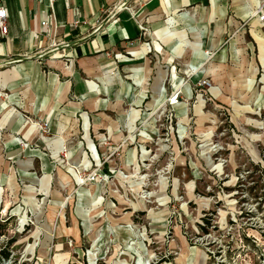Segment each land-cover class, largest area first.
I'll list each match as a JSON object with an SVG mask.
<instances>
[{"label": "rangeland", "instance_id": "374dc122", "mask_svg": "<svg viewBox=\"0 0 264 264\" xmlns=\"http://www.w3.org/2000/svg\"><path fill=\"white\" fill-rule=\"evenodd\" d=\"M257 11L227 6L206 55L179 26L145 72L117 74L102 115L22 114L44 146L14 138L27 152L0 162V264H264Z\"/></svg>", "mask_w": 264, "mask_h": 264}, {"label": "crops", "instance_id": "0c3cea01", "mask_svg": "<svg viewBox=\"0 0 264 264\" xmlns=\"http://www.w3.org/2000/svg\"><path fill=\"white\" fill-rule=\"evenodd\" d=\"M258 2L58 0L51 7L45 0H5L9 33L0 35V162L27 152L14 138L29 148L44 146L33 127L24 130L19 125L22 114L50 121L61 108L60 113L73 118L81 113L102 115L110 108L104 99H113L117 93L120 97L117 74L145 72L151 67L150 59L158 57L155 52L162 50L163 42L171 47L179 26L185 28L180 37L185 48L206 55L200 42L210 41L214 49V23L225 16L226 7L244 12ZM203 18L209 23L205 36L194 27L202 24ZM44 22H49L50 30L44 29ZM254 30L264 38V23L259 19ZM252 36L261 52L264 40L253 32ZM120 54H126L128 60L119 59ZM133 89L138 86L134 84ZM7 92L9 99L2 95ZM25 169L31 171L32 167Z\"/></svg>", "mask_w": 264, "mask_h": 264}, {"label": "built area", "instance_id": "2783aa9c", "mask_svg": "<svg viewBox=\"0 0 264 264\" xmlns=\"http://www.w3.org/2000/svg\"><path fill=\"white\" fill-rule=\"evenodd\" d=\"M45 1H47V3L52 7V5L58 0ZM124 9L130 12L129 8ZM0 13H2L0 14V35L6 37L9 33V16L5 5V0H0ZM256 17L260 20V22L264 23V0H259L258 2V11L256 13ZM76 24H78V22H76ZM42 26L46 30L51 29V25L49 24V22H44Z\"/></svg>", "mask_w": 264, "mask_h": 264}, {"label": "trees", "instance_id": "16d2710c", "mask_svg": "<svg viewBox=\"0 0 264 264\" xmlns=\"http://www.w3.org/2000/svg\"><path fill=\"white\" fill-rule=\"evenodd\" d=\"M3 256H5V258H8V257H9V255H8V254H4Z\"/></svg>", "mask_w": 264, "mask_h": 264}, {"label": "bare ground", "instance_id": "6f19581e", "mask_svg": "<svg viewBox=\"0 0 264 264\" xmlns=\"http://www.w3.org/2000/svg\"><path fill=\"white\" fill-rule=\"evenodd\" d=\"M212 11H213V10H212ZM252 16H253V17H256V13H253Z\"/></svg>", "mask_w": 264, "mask_h": 264}, {"label": "snow or ice", "instance_id": "6c2138e0", "mask_svg": "<svg viewBox=\"0 0 264 264\" xmlns=\"http://www.w3.org/2000/svg\"><path fill=\"white\" fill-rule=\"evenodd\" d=\"M0 14H2V13H0Z\"/></svg>", "mask_w": 264, "mask_h": 264}]
</instances>
